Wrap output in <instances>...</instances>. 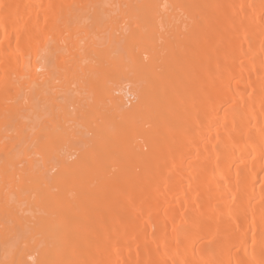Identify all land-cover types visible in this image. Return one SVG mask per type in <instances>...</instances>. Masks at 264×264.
<instances>
[{
  "label": "bare ground",
  "instance_id": "6f19581e",
  "mask_svg": "<svg viewBox=\"0 0 264 264\" xmlns=\"http://www.w3.org/2000/svg\"><path fill=\"white\" fill-rule=\"evenodd\" d=\"M0 226V264H264V0H0Z\"/></svg>",
  "mask_w": 264,
  "mask_h": 264
},
{
  "label": "rangeland",
  "instance_id": "374dc122",
  "mask_svg": "<svg viewBox=\"0 0 264 264\" xmlns=\"http://www.w3.org/2000/svg\"><path fill=\"white\" fill-rule=\"evenodd\" d=\"M116 10H117V9H116ZM116 10H115V11H116ZM112 13H113V12H112ZM112 13H111V14H112ZM102 15H103V14H102ZM106 15H107V17H108V11H107L106 13H104V15L102 16V17L104 18V20L107 18ZM113 15H114V14H113ZM113 15H112V16H113ZM116 16H117V13H116ZM109 17H110V15H109ZM109 17H108V18H109ZM114 18H115V16H114ZM114 18L112 17V19H114ZM106 20H107V21H104V22H106V24H109V25L112 24V20H111L110 23H109V19H106ZM114 20H115V19H114ZM101 25H103L102 22H101ZM106 34H107V36H108V34H109V30L107 31ZM57 85H58V83L56 82L55 86H57ZM60 86H61V83H60V85H58V89L61 88ZM63 86H64V85H63ZM73 86H74V85H73ZM71 87H72V86H71ZM73 88H74V87H73ZM54 89H55V87H54ZM64 89H65V87H64ZM64 89H63V88L59 89V92L62 93V90L65 92ZM56 92H58V91H57V88H56ZM64 92H63V93H64ZM72 92H73V91H72ZM54 93H55V91H54ZM54 93H53V95H54ZM69 94H70V93L68 92L67 97H68ZM73 94L75 95L74 92H73L71 95H73ZM73 97H74V96H73ZM73 97H72V96L70 97V95H69V98H72V99H73ZM59 99H62V101H63V98H62V97L59 98ZM70 101L72 102V100H69V101H68V105H70V104H69ZM39 102L41 103V101H39ZM59 102H61V100H59ZM40 103H39V104H40ZM66 103H67V102H66ZM39 104H38V105H39ZM42 104H43V103H42ZM61 104H62V103H61ZM44 106H45V104H44ZM44 106H43V107H44ZM42 109H43V108H42ZM69 109H70V108H69ZM56 111H57V108H56ZM72 111L75 112L74 109H73ZM73 114H74V113H73ZM71 116L73 117L72 114H71ZM68 124H69V123H68ZM70 124H71V122H70ZM80 130H82V128L79 129V131H80ZM87 135H88L87 137H89V134H87ZM85 136H86V135H85ZM85 136H84L83 138H86ZM90 136H91V135H90ZM87 139H88V138H87ZM88 140H89V139H88ZM74 143H75V142H74ZM78 143H79V141H78ZM78 143H76V144H78ZM82 143H83V142H82ZM70 144H71V143H70ZM76 144H73V145H76ZM66 146H67V144H66ZM66 146H64V147H66ZM77 146H78V145H76V147H77ZM81 146H83V144L80 145V147H81ZM86 146H87V144H86ZM86 146H85V144H84V147H86ZM64 147H62V148H64ZM68 147H69V145H68ZM68 147H67V149H68ZM76 147H75V148H76ZM90 147H91V146H90ZM71 149H72V150H71ZM71 149H69V150L73 151V148H71ZM78 149H81V148L78 147ZM82 149H83V147H82ZM63 151L65 152V151H66V148H65V150H63ZM65 155H66V154H65ZM72 159H73V158H72ZM53 175H54V174H53ZM49 176H50V173H49ZM51 176H52V175H51ZM4 221H5V222H4ZM4 221H2V223L4 222V225L6 224L5 226H7V222H8L7 219L4 220ZM10 225H11V224H10ZM1 226H2V225H1ZM1 226H0V228H1ZM27 231H29V233H32V232L30 231L29 228H27ZM25 232H26V231H25ZM26 234H27V233H26ZM23 235H25V234L23 233ZM21 236H22V233H21V234L19 233V238H20V240H21ZM25 236H26V235H25ZM27 236H28V235H27ZM29 236H30V235H29ZM22 240H24V238H23ZM0 261H1V260H0Z\"/></svg>",
  "mask_w": 264,
  "mask_h": 264
}]
</instances>
